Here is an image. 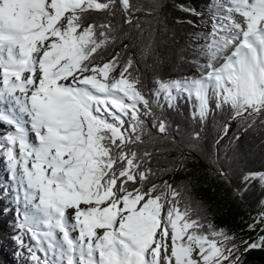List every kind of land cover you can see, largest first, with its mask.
<instances>
[{
	"label": "snow or ice",
	"instance_id": "1",
	"mask_svg": "<svg viewBox=\"0 0 264 264\" xmlns=\"http://www.w3.org/2000/svg\"><path fill=\"white\" fill-rule=\"evenodd\" d=\"M165 3L0 0V247L10 245L15 264H245L248 253L264 252V210L250 216L247 230L260 234L247 239L193 218L190 205L178 210L192 178L162 179L183 161L153 167L164 145L146 143L152 132L144 131L149 114L157 135L171 138L164 143L176 141L159 93L146 91L132 56L95 62L118 41L128 49L112 23L117 9L133 25L137 11L156 14ZM92 12L108 18L88 22ZM210 21L193 62L198 74L157 80L158 89L169 100L195 97L201 118L214 97L252 124L264 112V0H218Z\"/></svg>",
	"mask_w": 264,
	"mask_h": 264
},
{
	"label": "trees",
	"instance_id": "2",
	"mask_svg": "<svg viewBox=\"0 0 264 264\" xmlns=\"http://www.w3.org/2000/svg\"><path fill=\"white\" fill-rule=\"evenodd\" d=\"M218 0H166L163 8L152 14L150 8L144 12L137 11V24L123 23V14L119 9L112 17V23L123 34V41L128 45L124 51L118 41L115 45L102 48L95 57L96 63L106 62L113 53L121 52L126 60L132 56L136 72L143 78L146 91L158 92L157 80L175 79L184 75H196L201 70L193 62L197 59L204 37L211 30L210 17ZM136 6L154 5L159 0H132ZM184 4L191 11H179L175 4ZM88 22L102 21L108 18L107 12L85 13ZM202 62V61H201ZM160 116L168 122L169 133L176 141L165 144L157 130L152 126V116L145 114V133H151L146 143L153 145L159 141L164 147L155 149L162 152L157 157L159 163L153 167L165 171L172 168L168 161H183L182 170L163 175L162 179L170 183L182 184L188 177L192 178V189L189 199L182 200L178 210L183 212L190 205L191 216L202 217L205 223L211 222L218 229L230 230L232 233L255 238L257 230L250 233L246 225L250 216L254 217L264 210V112L254 117V123L247 119L233 118L230 106L217 108L214 97L208 100L211 111L203 118L197 111L198 101L182 92H177L170 100L159 93ZM227 124V135L216 143ZM193 133H199L195 143L190 140ZM152 151L153 148H148ZM218 156L213 159V153ZM226 173L221 177L217 169ZM246 173H252L250 180L242 179ZM0 175L6 177L3 165L0 164ZM159 182V181H157ZM239 192L237 196L235 193ZM201 205V208L197 207ZM6 202L0 201V208ZM11 217H9L10 219ZM4 218L0 217V229ZM0 264H15L12 248L5 243L0 247ZM245 264H264V252L253 251L246 255Z\"/></svg>",
	"mask_w": 264,
	"mask_h": 264
},
{
	"label": "rangeland",
	"instance_id": "3",
	"mask_svg": "<svg viewBox=\"0 0 264 264\" xmlns=\"http://www.w3.org/2000/svg\"><path fill=\"white\" fill-rule=\"evenodd\" d=\"M161 94V93H160ZM166 98V97H165Z\"/></svg>",
	"mask_w": 264,
	"mask_h": 264
}]
</instances>
